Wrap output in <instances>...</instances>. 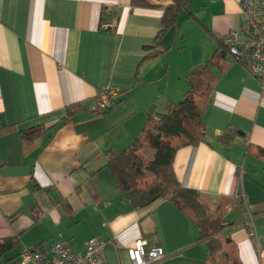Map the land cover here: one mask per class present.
<instances>
[{"label": "crops", "instance_id": "1", "mask_svg": "<svg viewBox=\"0 0 264 264\" xmlns=\"http://www.w3.org/2000/svg\"><path fill=\"white\" fill-rule=\"evenodd\" d=\"M144 1L153 6L0 0V115L15 128L0 129V239H19L3 264H14L22 247L48 248L59 237L74 253L92 238L109 242L108 264H130L126 248L140 238L164 250L156 264H211L199 229L171 201L134 209L104 165L109 152L131 146L148 117L180 101L187 72L242 28L241 0H193L192 17L180 16L159 40L171 1ZM104 9L118 14L109 31L99 26ZM219 66L203 113L206 138L177 149L173 172L223 217L225 264H264V95L230 55ZM104 87L117 91L109 112L64 119L73 104L91 109ZM37 126L52 129L20 138ZM227 130L235 136L225 146Z\"/></svg>", "mask_w": 264, "mask_h": 264}, {"label": "trees", "instance_id": "2", "mask_svg": "<svg viewBox=\"0 0 264 264\" xmlns=\"http://www.w3.org/2000/svg\"><path fill=\"white\" fill-rule=\"evenodd\" d=\"M170 1L171 3L163 10L162 29L157 40L166 30L177 25L180 16L185 14L191 16L193 0ZM131 5L142 8L153 6L144 0H131ZM111 18L117 21L118 14L115 11L102 10L99 20L102 30L109 31L115 28L109 23ZM227 54V47L222 40L210 59L193 66L187 72L188 89L182 99L172 103L167 112L148 117L131 146L120 152H109L104 165L114 177L123 199L134 209L148 207L159 199L171 201L199 229L200 241L207 243L211 264L228 262V255L224 251L225 243L219 237L224 224L223 217L211 215L208 205L198 192L180 186L173 172V159L180 146H194L205 140L204 109L210 102L211 91L217 80L214 71L220 67V60ZM151 56L153 55H148L146 58ZM95 99L96 97L91 109L80 103L67 107L64 119H72L82 113L105 114L113 108L111 106L107 110H99L95 106ZM1 128L11 131L15 129L6 125ZM51 129L37 126L18 134L23 140L33 141L41 138ZM234 136L231 130H227L220 136L219 141L228 146ZM174 140L178 143L173 144ZM261 158L264 159V154ZM236 206L242 213L244 212L241 199L237 200ZM18 246L17 237L1 238L0 264H3L4 256L15 251ZM10 260L8 259L6 263Z\"/></svg>", "mask_w": 264, "mask_h": 264}, {"label": "built area", "instance_id": "3", "mask_svg": "<svg viewBox=\"0 0 264 264\" xmlns=\"http://www.w3.org/2000/svg\"><path fill=\"white\" fill-rule=\"evenodd\" d=\"M239 8L242 28L230 29L223 43L228 55L258 81L264 95V1L241 0ZM116 95L117 91L110 87L101 88L96 95V108L109 109ZM108 244L92 238L82 252L74 253L68 242L59 237L48 248L22 247L14 264H108L105 252ZM258 245L264 246V239ZM126 251L130 264H156L166 257L162 247L149 246L142 238L127 246Z\"/></svg>", "mask_w": 264, "mask_h": 264}, {"label": "water", "instance_id": "4", "mask_svg": "<svg viewBox=\"0 0 264 264\" xmlns=\"http://www.w3.org/2000/svg\"><path fill=\"white\" fill-rule=\"evenodd\" d=\"M0 125L4 126L5 125V121L2 115H0Z\"/></svg>", "mask_w": 264, "mask_h": 264}, {"label": "rangeland", "instance_id": "5", "mask_svg": "<svg viewBox=\"0 0 264 264\" xmlns=\"http://www.w3.org/2000/svg\"><path fill=\"white\" fill-rule=\"evenodd\" d=\"M212 213H213V211H212Z\"/></svg>", "mask_w": 264, "mask_h": 264}]
</instances>
